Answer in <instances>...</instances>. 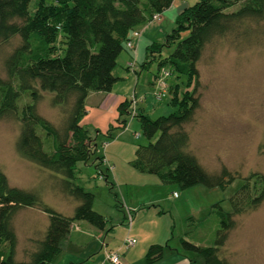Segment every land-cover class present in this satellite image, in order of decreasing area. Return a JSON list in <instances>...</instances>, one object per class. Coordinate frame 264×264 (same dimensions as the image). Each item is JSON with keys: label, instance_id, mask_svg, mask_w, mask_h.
<instances>
[{"label": "rangeland", "instance_id": "obj_1", "mask_svg": "<svg viewBox=\"0 0 264 264\" xmlns=\"http://www.w3.org/2000/svg\"><path fill=\"white\" fill-rule=\"evenodd\" d=\"M181 1L179 11L170 7L161 22L148 23L141 28V38L133 40L135 49L128 62H135L136 72L128 71L126 61L124 64V58L120 59L114 74L121 80L111 92L91 93L87 100L82 125L88 129L95 150L86 163L77 164L74 182L94 195L93 210L108 222L105 230L99 231L88 222L75 221L53 264H111L106 253L119 250L123 264H149L145 256L156 244L167 248L163 258L152 264H205L203 257L183 250L182 239L197 246H217L218 257L229 264H264V198L257 206L230 201L245 181L254 187L251 198L258 197L264 183V20H244L208 42L197 64L198 84L192 81L189 87L194 89L199 106L185 125L187 151L209 174L221 176L226 171L225 180H236L224 189L203 185L182 189L131 165L138 146L147 140L140 120L121 116L120 105L131 103L136 96L138 116H168L176 110L172 105L175 87L178 85L181 98L186 86L185 78L169 72L166 98L158 101L155 97L159 63L175 46L166 45L167 36L176 28L182 9L199 0ZM243 1L237 0L230 11L237 10ZM20 42L18 36L0 42L1 79L6 78V59ZM154 43L162 47L151 57L147 48ZM42 94L39 114L62 128L66 114L52 104L53 94ZM25 101H30L29 97ZM133 108L129 107L130 114ZM18 135L19 125L14 120L0 119V171L10 186L35 193L52 211L72 217L80 202L63 191L61 176L18 155ZM217 205L233 211L234 226L216 244L220 239ZM127 209L133 211L132 231H128ZM12 224L18 237L16 259L29 261L47 231L49 216L38 207L20 208ZM128 236L137 244L125 250L123 243ZM141 246L146 248L143 254L136 252Z\"/></svg>", "mask_w": 264, "mask_h": 264}, {"label": "trees", "instance_id": "obj_2", "mask_svg": "<svg viewBox=\"0 0 264 264\" xmlns=\"http://www.w3.org/2000/svg\"><path fill=\"white\" fill-rule=\"evenodd\" d=\"M174 1L0 0V42L15 36L21 39L5 61L6 78H0V119H12L19 125L18 155L61 176L63 191L80 202L74 215L65 217L43 205L35 193L10 186L0 171V264H53L63 242L69 239L75 221H85L99 231L105 230L108 221L93 210L94 195L74 182L77 164L86 163L95 150L88 129L82 125L87 99L91 93L112 91L121 80L114 74L119 57L124 51L135 49L127 45L133 41V34L154 22L155 14L163 16ZM236 1L199 0L193 6L184 7L177 16L176 28L166 40V45H175L174 50L159 63V75L165 69L187 80L181 98L178 85L175 87L173 113L152 119L138 116L136 111L130 114L132 102L120 105L121 116L128 114L140 120L147 140L138 146L131 161L138 172L155 175L160 181L177 184L182 189L197 185L224 189L236 180L234 177L225 180L226 171L215 176L203 169L187 151L189 135L185 129L199 106L194 89L191 91L189 87L192 81L198 84L197 64L205 45L244 20H264V0H244L237 10L230 11ZM184 34L187 36L183 38ZM161 47L158 43L149 46L150 56L159 53ZM126 67L136 72V64L133 70L128 64ZM44 92L53 94L52 104L66 114L62 128L39 114L38 103ZM26 97L30 101H25ZM122 123L127 122L122 120ZM251 190L255 192L245 181L230 201L257 206L264 198V183L258 197L251 198ZM37 207L48 214L49 226L30 260L18 261L13 218L20 208ZM216 212L220 237L217 244L234 223L233 211L217 205ZM181 242L183 250L203 257L205 264H229L218 257L217 246H197L183 239ZM166 248L158 244L150 246L146 261L152 264L161 260Z\"/></svg>", "mask_w": 264, "mask_h": 264}, {"label": "built area", "instance_id": "obj_3", "mask_svg": "<svg viewBox=\"0 0 264 264\" xmlns=\"http://www.w3.org/2000/svg\"><path fill=\"white\" fill-rule=\"evenodd\" d=\"M163 20V16L162 14H155L153 16V21L156 23H159ZM141 36V32H135L133 34V38L134 39H139V37ZM133 39V40H134ZM128 47L130 49H134V42L133 41H129L128 42ZM128 68H130L131 70L135 69V63L130 62L128 63ZM169 77V71L163 69L159 75V77L157 78V85H156V94L155 97L158 101H161L162 99H164L167 95V89L169 88V84L167 83ZM138 103L137 99H134L132 101V105L134 106V108L131 111V114H135V105ZM136 137L138 138L139 135L137 134ZM133 211L131 209H127V212L125 213V217L128 221V229L130 230L132 228V223H133ZM137 244V240L131 237H128L125 239L124 243H123V248L125 250H128L132 247H134ZM121 251H117V252H107L106 253V260H108L111 264H123L122 261V257H121Z\"/></svg>", "mask_w": 264, "mask_h": 264}, {"label": "crops", "instance_id": "obj_4", "mask_svg": "<svg viewBox=\"0 0 264 264\" xmlns=\"http://www.w3.org/2000/svg\"><path fill=\"white\" fill-rule=\"evenodd\" d=\"M182 1L181 0H175L174 2H173V4H172V8L174 7V8H176V10H178L179 11V9L182 7ZM170 9V8H169ZM130 57H131V51H129V50H126L125 52H123L122 54H121V56L119 57V60L120 59H123L124 58V64H125V61H126V64L124 65V67H126V65L129 63L128 61L130 60ZM118 60V61H119ZM128 62V63H127ZM96 94H102L101 92L100 93H96ZM91 95V94H90ZM89 95V96H90ZM102 96V95H101ZM91 97V96H90ZM88 99H89V97H88ZM87 99V100H88ZM103 101V98L102 97H100V102H102ZM131 230V229H130ZM128 231H129V229H128ZM132 231V230H131ZM128 237H130V236H128ZM127 237V238H128ZM138 250V251H137ZM136 250V252H138V253H141V254H143V252H145V250H146V248L144 247H140V248H138Z\"/></svg>", "mask_w": 264, "mask_h": 264}]
</instances>
